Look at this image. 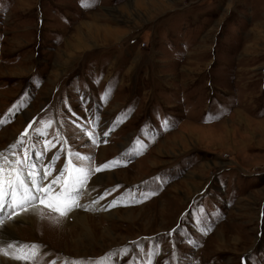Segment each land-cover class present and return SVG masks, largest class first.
I'll use <instances>...</instances> for the list:
<instances>
[{
  "label": "rangeland",
  "instance_id": "374dc122",
  "mask_svg": "<svg viewBox=\"0 0 264 264\" xmlns=\"http://www.w3.org/2000/svg\"><path fill=\"white\" fill-rule=\"evenodd\" d=\"M0 121L26 182L25 151L46 183L69 151L120 162L5 221L33 264H264V0H0Z\"/></svg>",
  "mask_w": 264,
  "mask_h": 264
},
{
  "label": "snow or ice",
  "instance_id": "6c2138e0",
  "mask_svg": "<svg viewBox=\"0 0 264 264\" xmlns=\"http://www.w3.org/2000/svg\"><path fill=\"white\" fill-rule=\"evenodd\" d=\"M82 6L88 5L82 3ZM13 107L16 108L17 106L14 105ZM9 114L15 115L13 109L9 110ZM3 122L0 121V123ZM43 123L45 128L51 125L50 121ZM168 123V121H164L162 125L165 127V130H167ZM33 124L34 121L28 123L21 137L17 140L16 144L10 146V149H15L18 145L24 143V137L28 136L29 130L33 128ZM37 132L42 137L45 135L39 129ZM104 135L107 136L108 133L105 132ZM88 138L92 144L95 145L97 143L95 136L89 134ZM50 147H55V145L45 139V151ZM42 154L37 152L36 158L39 159ZM9 155H15V153L10 151ZM75 159L82 162L91 161V157L83 156L79 153L75 154ZM0 160L4 161V163H0V228L3 227L5 221L11 220L21 213L28 212L29 210H37L38 208L47 209L55 213L58 217L67 216L74 209L81 207L79 203L80 192L86 186L92 172L98 173L102 170H108L120 163L117 160H112L93 169L89 168L85 163H74L73 153L69 151L67 153L64 170L46 183L45 181L51 175L52 165L45 166L41 172L34 163H29L27 151H25L24 163L27 164L29 169L27 175L30 182H26L24 179L23 170L19 167L21 164L20 159H16L12 163L8 161L3 153H0ZM156 179L160 182L161 186L166 182L160 177ZM155 194L154 191L150 192L144 198L146 199L148 196ZM100 199H103V197L101 196ZM121 202L113 200L108 207H114L117 203ZM39 249L40 246L36 244L25 245L16 241L5 243L0 238V254L11 256L12 259L19 261L20 264H33L39 254ZM52 264H55V261ZM148 264H151V258H149Z\"/></svg>",
  "mask_w": 264,
  "mask_h": 264
},
{
  "label": "bare ground",
  "instance_id": "6f19581e",
  "mask_svg": "<svg viewBox=\"0 0 264 264\" xmlns=\"http://www.w3.org/2000/svg\"><path fill=\"white\" fill-rule=\"evenodd\" d=\"M99 180V179H98ZM96 181V180H95ZM75 213V212H74ZM73 213V214H74ZM27 215H28V219H29V223L32 225V220L34 219L33 217H37L38 215H44V213L42 212V211H40L39 209H37V210H30V211H28L27 213H26ZM27 217V216H26ZM46 217H48V215H46ZM74 217V219H75V217L76 216H73L72 215V218ZM20 219H22V217H19V220ZM25 219V218H24ZM51 219V218H50ZM76 219H77V217H76ZM69 220V219H68ZM28 221V220H27ZM52 221H53V219H52ZM25 225V224H24ZM11 226V225H10ZM7 228V227H6ZM12 229V228H11ZM13 230V229H12ZM3 234V233H2ZM9 235V234H8ZM12 235V234H11ZM2 263V262H1Z\"/></svg>",
  "mask_w": 264,
  "mask_h": 264
}]
</instances>
